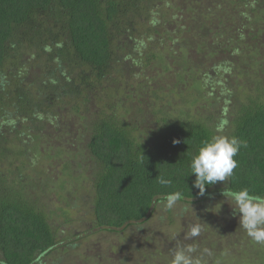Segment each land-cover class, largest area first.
Returning <instances> with one entry per match:
<instances>
[{
	"label": "trees",
	"instance_id": "obj_1",
	"mask_svg": "<svg viewBox=\"0 0 264 264\" xmlns=\"http://www.w3.org/2000/svg\"><path fill=\"white\" fill-rule=\"evenodd\" d=\"M263 35L264 0H0V264H44L58 246L54 227L30 197L34 179L27 163L15 165L42 141L47 150L54 148L50 139L58 138L60 117L70 111L87 128L99 165L96 227L122 230L149 220L170 192L181 191L180 202L210 197L220 182L199 195L189 164L214 135L247 142L234 157L238 166L227 188L264 195ZM186 48L201 50L207 61L239 58L220 62L222 97L210 83L193 85L196 96L213 100L212 107L223 104L227 133L217 131L219 123L181 120L164 109L150 132L126 122L115 102L126 96L144 104L138 98L146 91L159 107L166 91L155 87L158 79L170 80L166 87L173 83L172 91L183 87L180 94L187 95ZM255 62L260 73L253 79L249 69ZM244 67L248 93L235 86ZM232 69L237 72L229 79L225 73ZM159 175L171 178V186L160 185Z\"/></svg>",
	"mask_w": 264,
	"mask_h": 264
},
{
	"label": "rangeland",
	"instance_id": "obj_2",
	"mask_svg": "<svg viewBox=\"0 0 264 264\" xmlns=\"http://www.w3.org/2000/svg\"><path fill=\"white\" fill-rule=\"evenodd\" d=\"M170 50H164V55L171 63L173 55ZM184 53L187 59H191L190 70L186 74L187 95L180 94L183 87L182 90L177 87L172 91L173 83L172 87H166L170 80L158 79L155 87L160 93L166 91L159 107L149 100L146 91L141 93L143 99L138 98L144 100V104L133 102L126 96L121 97L123 102H115L116 109L125 115L126 122L140 127L142 132H150L156 128L158 119L163 118L158 112L162 109L169 116L189 121L203 119L204 123L210 125L220 124L224 117L229 116L227 112L222 114L225 111L223 104L212 107L213 100L196 96L193 90L197 88L193 89V85L198 83L205 87L210 83L222 97L223 85L218 79L220 62L223 59L237 61L238 56L234 54V59H231L229 54L207 61L201 50L186 48ZM257 65L256 62L252 63L249 69L253 79L260 73ZM173 67L177 73L181 65L178 63ZM246 67L243 79L237 77L235 86L248 93L251 87L245 82L249 74ZM236 72L232 69L225 74L230 76L229 79H234ZM148 73L150 77L151 71ZM133 83L131 80L130 84ZM230 86L227 84V88ZM112 110L111 102L108 112L113 113ZM207 115H211L212 120L207 119ZM60 123L63 124L61 133L54 131L58 138L50 139L54 148L47 150L48 143L42 141L39 149L30 153L33 154L31 157L21 155L14 164L27 163V174L34 179V188L30 191L32 202L46 214L58 237L57 248L45 257L44 264H171L172 252L186 246L195 248L192 255L199 260V264H264V244L254 242L240 227L239 215L233 216L232 207L235 205L221 194L228 186V179L220 182L207 199L179 202L172 211H165L160 201L156 203L149 220L129 225L126 229L110 231L96 227L94 180L99 165L88 147L87 128L82 126V120L72 111L64 113ZM227 129L225 126L220 131L226 134ZM59 147L63 150L57 155ZM185 205L189 208L187 212L183 211ZM195 225L200 226V234L191 237L190 231Z\"/></svg>",
	"mask_w": 264,
	"mask_h": 264
},
{
	"label": "clouds",
	"instance_id": "obj_3",
	"mask_svg": "<svg viewBox=\"0 0 264 264\" xmlns=\"http://www.w3.org/2000/svg\"><path fill=\"white\" fill-rule=\"evenodd\" d=\"M224 123L217 125V131L222 130ZM178 141H174L177 143ZM247 142L237 137L214 135L210 140L205 141L199 148L198 153L190 161L191 175H195L193 187L199 190V195L204 196L209 186L217 182L226 181L234 173L238 162L234 157L241 147H246ZM143 162V154L139 157ZM158 183L162 186H171V178L163 175L157 177ZM228 201H231L233 216L239 215V224L247 235L256 243L264 244V195L255 194L248 188L233 190L225 188L221 193ZM184 199L181 191H174L166 194L162 200L165 211H172L177 204ZM185 205L183 211L187 212ZM200 226L191 228L190 236L196 237L200 234ZM195 248L192 246L180 247L172 252L171 264H199V260L193 257Z\"/></svg>",
	"mask_w": 264,
	"mask_h": 264
}]
</instances>
